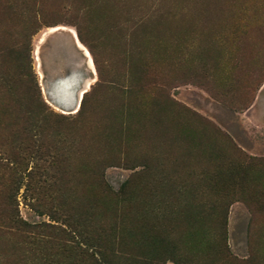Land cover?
<instances>
[{
    "label": "rangeland",
    "instance_id": "rangeland-1",
    "mask_svg": "<svg viewBox=\"0 0 264 264\" xmlns=\"http://www.w3.org/2000/svg\"><path fill=\"white\" fill-rule=\"evenodd\" d=\"M41 132L42 191L0 168V264H264V0H0V157Z\"/></svg>",
    "mask_w": 264,
    "mask_h": 264
},
{
    "label": "trees",
    "instance_id": "trees-1",
    "mask_svg": "<svg viewBox=\"0 0 264 264\" xmlns=\"http://www.w3.org/2000/svg\"><path fill=\"white\" fill-rule=\"evenodd\" d=\"M38 31H39L38 29L33 30L30 33L31 36L36 34ZM77 35L79 37V40H81V42H84L83 35L80 31V28L78 27H77ZM94 61L97 66V61L95 59ZM36 85L37 84H35V86H33L31 89L33 100L35 101V107H38L37 111H41L47 114V112H50V106H48L45 101L40 102L38 100V90L36 91L35 89ZM87 96H88V91L83 96L81 106L78 112H81L83 110ZM41 106L42 108H40ZM30 112L32 113L33 110L31 109ZM32 121L30 123L31 124L30 130L35 129V127L36 128L42 127L38 123H32ZM41 135L42 132L41 134L36 133L34 135L28 136L27 138H23L26 147V149L23 152L20 153L12 152L7 157H0V168L8 170L9 175L14 176L16 180H19L21 185L22 184L25 185L26 192L30 191L31 193H34L39 191L41 188H42L41 191L45 188L44 183L45 181L48 180L49 173L47 171L48 169L45 166L40 165L39 163L40 161L51 160V163L58 162L57 155H55L51 147L41 139L42 137ZM25 152H28V154H25ZM38 183H40L41 188L37 187ZM11 224L20 231L30 235V237H32L33 239L38 237L39 231L42 228L49 226L47 224L38 225L37 223L34 224L29 223L28 221L18 217L11 219Z\"/></svg>",
    "mask_w": 264,
    "mask_h": 264
},
{
    "label": "bare ground",
    "instance_id": "bare-ground-1",
    "mask_svg": "<svg viewBox=\"0 0 264 264\" xmlns=\"http://www.w3.org/2000/svg\"><path fill=\"white\" fill-rule=\"evenodd\" d=\"M62 27H63V29H65V30H67L68 32H70L71 33V35H72V37H73V39H74V41H75V43H76V46L78 47V48H80V50L82 51V53H83V55H84V57L85 58H87V60L89 61V66H90V68L92 69V71L95 73V66H94V62H93V59H92V56H91V53L89 52V50L86 48V46L81 42V40H79V37H78V35H77V32L74 30V29H72V28H67V27H64V26H54V27H52V28H50V30H49V32L50 33H53V32H56V31H59L60 29H62ZM37 48V47H36ZM38 49V48H37ZM36 49V56H37V53H38V50ZM37 59H38V56L36 57ZM84 58V59H85ZM39 61V60H38ZM86 61V60H85ZM39 65V64H38ZM88 65V64H87ZM42 73V72H41ZM92 83L91 82H87V84L84 86V88L82 87V89H80L79 91H78V99L80 98V100L81 99H83V96H84V94L88 91V89H89V86L91 85ZM78 111V109L76 108V110H73V111H71L72 113H75V112H77Z\"/></svg>",
    "mask_w": 264,
    "mask_h": 264
},
{
    "label": "water",
    "instance_id": "water-1",
    "mask_svg": "<svg viewBox=\"0 0 264 264\" xmlns=\"http://www.w3.org/2000/svg\"><path fill=\"white\" fill-rule=\"evenodd\" d=\"M81 102H82V99L80 100V98L79 99L77 98L76 105H75V108L73 110H76V108L79 110L80 106H81ZM70 113H72V112H70Z\"/></svg>",
    "mask_w": 264,
    "mask_h": 264
},
{
    "label": "crops",
    "instance_id": "crops-1",
    "mask_svg": "<svg viewBox=\"0 0 264 264\" xmlns=\"http://www.w3.org/2000/svg\"><path fill=\"white\" fill-rule=\"evenodd\" d=\"M74 40V39H73ZM75 42V41H74ZM76 44V43H75Z\"/></svg>",
    "mask_w": 264,
    "mask_h": 264
}]
</instances>
